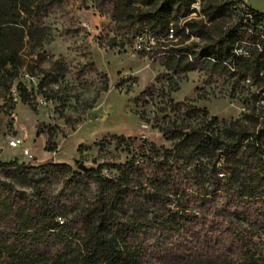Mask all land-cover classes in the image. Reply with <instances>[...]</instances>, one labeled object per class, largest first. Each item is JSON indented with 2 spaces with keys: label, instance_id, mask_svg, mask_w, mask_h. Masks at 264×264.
<instances>
[{
  "label": "rangeland",
  "instance_id": "1",
  "mask_svg": "<svg viewBox=\"0 0 264 264\" xmlns=\"http://www.w3.org/2000/svg\"><path fill=\"white\" fill-rule=\"evenodd\" d=\"M238 1L241 8L246 5L264 13V0ZM210 5L213 0L202 5L196 0L191 15L197 26H206L210 38L187 32L190 36L179 37L169 49L191 48L199 53L211 39L235 30L238 14L225 12L209 22L203 7ZM43 24L49 33L46 42L41 47L27 44L12 86L0 85V162L29 163L22 149L8 145L13 136L23 138L36 159L33 166H68L69 172L50 179L48 192L72 201L81 197L82 202H92L100 195V185L85 177L86 169L102 171L107 179L124 177L122 181L132 193L126 209L139 227L131 241L157 246L171 237L159 227L161 214L165 218L170 213L181 214V206L189 205L201 190H215L214 162L180 146L181 140H174L173 133L203 131L215 136L225 126L240 124L250 134H262L264 82H248L237 71L169 70L162 53L138 52L132 37L137 27L119 29L96 0H61ZM247 37L237 33V38ZM259 143L264 149V133ZM262 161L260 171H264V157ZM160 163L173 167L176 188L161 208H153L145 197L164 185L154 173ZM217 168L227 174L223 161ZM17 171L20 169L0 168V181H14L19 177ZM44 179L39 173L27 183L15 181L17 188L32 198ZM68 207L71 219L74 211ZM235 222L234 230L246 237L249 257L264 264V228ZM233 245L230 253L242 263L245 249Z\"/></svg>",
  "mask_w": 264,
  "mask_h": 264
},
{
  "label": "trees",
  "instance_id": "2",
  "mask_svg": "<svg viewBox=\"0 0 264 264\" xmlns=\"http://www.w3.org/2000/svg\"><path fill=\"white\" fill-rule=\"evenodd\" d=\"M96 2L100 9L107 10L119 29L137 27L132 34L134 40L142 37L148 42L154 37V54H163L160 57L167 60L169 70L237 71L244 80L264 82V13L246 5L241 8L238 0L224 4L213 0V5L203 7L209 22L228 12L238 14L239 23L227 35L211 39L199 53L191 48L169 49L174 42L166 41L170 28H174L176 41L181 36H208L206 26H197L191 18L195 12L193 0ZM204 2L200 0L201 5ZM60 3L61 0H0V85L8 89L12 86L23 65L21 52L27 44L41 47L46 42L49 33L43 19ZM247 12L253 14V22L246 21ZM238 32L247 35L246 40L237 38ZM240 49L249 50L250 57L239 55ZM262 134H250L240 124L225 126L215 136L203 131L173 133L174 140H181L180 146L214 162L215 190H201L198 197L188 201L189 205L181 206V214L169 211L167 218L161 214L159 227L171 237L157 242V246H139L131 241L139 227L126 209L132 193L122 181L124 177L107 179L102 171L86 169L85 177L100 185V195L92 202H82L81 197L72 201L55 198L48 192L50 179L69 172L67 165L33 166L36 159L22 166L17 161L0 162V168L20 169L17 179L26 183L39 173L45 175L32 198L17 188V179L0 181V264H258L249 257L251 250L245 235L234 226L239 221L252 229L264 228V171L258 166L264 157L259 143ZM221 161L226 175L217 168ZM154 173L164 185L145 198L153 208H161L171 189L176 188V173L168 163H160ZM179 191L175 190L176 194ZM67 207L74 211L71 219ZM235 243L245 249L242 263L230 253Z\"/></svg>",
  "mask_w": 264,
  "mask_h": 264
},
{
  "label": "built area",
  "instance_id": "3",
  "mask_svg": "<svg viewBox=\"0 0 264 264\" xmlns=\"http://www.w3.org/2000/svg\"><path fill=\"white\" fill-rule=\"evenodd\" d=\"M197 8H198V6H197ZM245 17H246V21H254V16L251 12H247ZM166 41L167 42H175L176 41L175 31L173 30V28L168 30ZM135 44L138 47V52L144 53L146 55H154V51H153V47H152L153 45H155V38L154 37H150L148 42L143 40L142 37H137V38H135ZM241 55L244 57H247V58L250 57L249 50L242 49ZM246 81L251 82L250 79H248ZM8 145L11 149H22V156H23L25 161L31 162L34 160V157L31 153V150L29 148H27L25 140L23 138H21L19 136H13L9 139ZM219 176L222 177L223 175L219 174Z\"/></svg>",
  "mask_w": 264,
  "mask_h": 264
},
{
  "label": "bare ground",
  "instance_id": "4",
  "mask_svg": "<svg viewBox=\"0 0 264 264\" xmlns=\"http://www.w3.org/2000/svg\"><path fill=\"white\" fill-rule=\"evenodd\" d=\"M195 1H196V0H195ZM195 1H194V3H195ZM197 4H198V3H197ZM170 29H171V28H170ZM170 29H169V30H170ZM173 30H174V28H173ZM240 51H241V50H240ZM222 175H223V174H222Z\"/></svg>",
  "mask_w": 264,
  "mask_h": 264
},
{
  "label": "water",
  "instance_id": "5",
  "mask_svg": "<svg viewBox=\"0 0 264 264\" xmlns=\"http://www.w3.org/2000/svg\"><path fill=\"white\" fill-rule=\"evenodd\" d=\"M209 138H211L210 136H208ZM81 168H83V167H81Z\"/></svg>",
  "mask_w": 264,
  "mask_h": 264
}]
</instances>
